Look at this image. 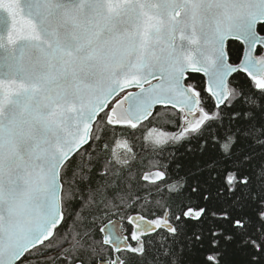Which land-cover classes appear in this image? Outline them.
<instances>
[{
  "label": "snow or ice",
  "instance_id": "obj_1",
  "mask_svg": "<svg viewBox=\"0 0 264 264\" xmlns=\"http://www.w3.org/2000/svg\"><path fill=\"white\" fill-rule=\"evenodd\" d=\"M139 133L205 158L138 179ZM185 191L210 207L176 215ZM192 241L264 264V0H0V264H189Z\"/></svg>",
  "mask_w": 264,
  "mask_h": 264
},
{
  "label": "trees",
  "instance_id": "obj_2",
  "mask_svg": "<svg viewBox=\"0 0 264 264\" xmlns=\"http://www.w3.org/2000/svg\"><path fill=\"white\" fill-rule=\"evenodd\" d=\"M236 79L238 81H242L243 77L238 76ZM170 119L172 120L171 123L167 122L162 117H157L154 120L151 118V123L147 121L143 124V127L145 126V132L148 128L152 127H156L169 133L175 131L179 121L175 119L174 115ZM138 135L140 136L139 143L143 145L141 148L133 149L134 151H139L141 156V163L134 166V171L136 172L138 179L141 175L146 173L164 171L165 180L171 184L172 181L180 179L181 177L186 178L189 168L193 167L197 163H202L205 158L197 150L198 146L195 140L179 142L169 141L166 145L157 146L151 141L145 140L144 133H139ZM141 183L147 185L146 189H141L138 192L139 195L144 197L146 202L145 208L142 211L147 213L146 215L151 218H154L155 216H162L164 214V210L155 203L156 200L161 199V195L155 192V187L150 182L141 181ZM157 183H159L161 188H163V181H157ZM186 187L187 186L185 185V188ZM149 193H151V195H149ZM189 197H191V199H189ZM163 198L168 202L171 211L176 215H180L181 212L185 210V204L191 207H195L196 204H199L201 207H210L207 202L200 200L198 197L192 196L190 191H185L183 196H172L165 193ZM149 201H151V203H148ZM211 210L216 211L217 209L212 207ZM110 217H104L103 220L106 221ZM188 235L190 236L191 233ZM180 239L183 240L185 237L181 236ZM169 243L171 244V241H169ZM181 249H183V245L180 246L178 251ZM187 251L191 253L189 264H198L199 254L194 241L188 245ZM244 258L245 254L243 251L235 248L234 246H230L228 259L232 261V264H242Z\"/></svg>",
  "mask_w": 264,
  "mask_h": 264
},
{
  "label": "flooded vegetation",
  "instance_id": "obj_3",
  "mask_svg": "<svg viewBox=\"0 0 264 264\" xmlns=\"http://www.w3.org/2000/svg\"><path fill=\"white\" fill-rule=\"evenodd\" d=\"M179 123H180V122H179ZM141 127L144 128L145 126L143 127V125H141ZM177 128H178V127H177ZM178 129H179V128H178ZM172 132H174V131H172ZM174 133H175V132H174ZM150 183H151V182H150ZM140 212H141L142 215H145V217H146L147 219H153V218L149 217L148 215H146L147 213L143 212L142 210H141ZM154 218H155V217H154ZM110 219H112L113 221H116V220L118 219V217H117V216H112V217H110ZM103 223H107V220H106V221L103 220V222L100 224V227H103ZM133 243H134V242H133ZM49 255H51V256H53V257L60 256V255H61V249H57L56 251L49 253ZM53 264H68V262L65 261L63 258H61V259H59V260H55V261L53 262Z\"/></svg>",
  "mask_w": 264,
  "mask_h": 264
},
{
  "label": "rangeland",
  "instance_id": "obj_4",
  "mask_svg": "<svg viewBox=\"0 0 264 264\" xmlns=\"http://www.w3.org/2000/svg\"><path fill=\"white\" fill-rule=\"evenodd\" d=\"M179 131V129L177 128L174 132H178ZM174 132H171V133H174Z\"/></svg>",
  "mask_w": 264,
  "mask_h": 264
},
{
  "label": "water",
  "instance_id": "obj_5",
  "mask_svg": "<svg viewBox=\"0 0 264 264\" xmlns=\"http://www.w3.org/2000/svg\"><path fill=\"white\" fill-rule=\"evenodd\" d=\"M133 90H134V89H133ZM159 107H160V106H158V108H159ZM158 108H157V109H158ZM153 115H155V112L153 113ZM150 118H151V117H150ZM150 118H149V119H150ZM144 122H145V121H144Z\"/></svg>",
  "mask_w": 264,
  "mask_h": 264
}]
</instances>
